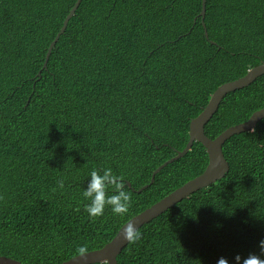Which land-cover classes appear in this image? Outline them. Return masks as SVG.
<instances>
[{"label": "trees", "instance_id": "1", "mask_svg": "<svg viewBox=\"0 0 264 264\" xmlns=\"http://www.w3.org/2000/svg\"><path fill=\"white\" fill-rule=\"evenodd\" d=\"M76 1L0 0V254L26 264L103 247L201 174L209 156L196 140L151 183L213 92L264 62V0H207L204 21L202 0H81L43 67ZM263 107L264 74L225 94L205 132L215 138ZM223 151L227 174L144 223L118 264L264 258V118ZM109 167L131 207L92 218L82 193L93 168Z\"/></svg>", "mask_w": 264, "mask_h": 264}, {"label": "water", "instance_id": "2", "mask_svg": "<svg viewBox=\"0 0 264 264\" xmlns=\"http://www.w3.org/2000/svg\"><path fill=\"white\" fill-rule=\"evenodd\" d=\"M80 2L81 0L76 1L75 5L70 10L69 14L66 16L61 30L57 33L54 40L51 42L48 48V52L43 67L47 66V62L53 46L57 43L61 34L65 31L70 18L76 11ZM206 2L207 0H202V10L200 13L202 16V21H204L205 18ZM205 32L207 33L206 28H205ZM263 74H264V62L249 69L244 76L220 85L213 92L208 104L205 106L202 112L191 120L190 130H189V140L185 148L183 150L177 151L176 155L165 161L155 170L152 176L151 183L154 180L155 174L161 168H163L167 163H170L184 156L192 148L193 143L196 140L201 142L205 146L209 156L208 164L205 170L201 174L194 177L193 179L188 180L183 185L179 186L178 188H176L175 190H173L172 192H170L169 194H167L166 196H164L163 198L152 204L150 207L146 208L137 215L133 216L125 224H123V226L119 229L117 234L103 247L88 251L86 257H81L79 255H76L59 264H91L97 262H108L109 264H118L117 256L121 253L122 249L129 243L127 240L124 239L123 230H122L124 227H126V225L129 222L134 223L136 227L139 229L144 223L149 222L153 218L159 216L161 213H163L168 208L175 205L183 198L189 196L191 193L203 187L209 186L210 184L223 178L229 171V167H230L229 162L226 159L223 151V144L232 135L253 129L254 126L257 124V122L260 119L264 118V107L256 110L249 117L248 120L228 127L219 135H217L215 138H211L206 134L205 125L217 111L219 104L222 98L225 96V94H227L229 91L243 88L249 85ZM147 186H149V184L143 186V189L146 188ZM0 264H26V263L0 254Z\"/></svg>", "mask_w": 264, "mask_h": 264}, {"label": "clouds", "instance_id": "3", "mask_svg": "<svg viewBox=\"0 0 264 264\" xmlns=\"http://www.w3.org/2000/svg\"><path fill=\"white\" fill-rule=\"evenodd\" d=\"M90 181L87 188L83 191L82 195L90 202L85 205V211L90 217L96 218L104 214V210L107 207L111 208V211L118 216H123L128 213L132 196L129 191L126 190V183L124 176L117 175L113 170L105 168L102 171L93 168L90 172ZM60 189H63L65 184L63 179L57 181ZM112 189V193H108V189ZM56 191V189H53ZM4 197L0 195V200ZM80 209L77 207L76 211ZM123 237L130 243H135L141 238V232L132 222H129L123 229ZM261 253L264 254V240L259 242ZM76 252L81 257H86L88 253L87 244L77 247ZM235 260L237 264H264V258L262 255L256 253H249L247 257H241L236 255ZM217 264H229L228 259L221 257Z\"/></svg>", "mask_w": 264, "mask_h": 264}]
</instances>
